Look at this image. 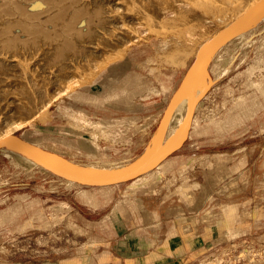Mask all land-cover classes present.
<instances>
[{"label":"rangeland","instance_id":"1","mask_svg":"<svg viewBox=\"0 0 264 264\" xmlns=\"http://www.w3.org/2000/svg\"><path fill=\"white\" fill-rule=\"evenodd\" d=\"M194 16L188 19L196 26H201L197 27L196 36L194 33L190 36L181 34L176 39L166 35L160 41V38L148 35L146 39L135 41L126 51L118 52V57L113 53L114 60L99 70L90 62L98 58L100 61L104 53H93L85 66H94L96 73L86 75L83 83L76 82L79 81L76 77L82 78L85 70L90 69L86 66L88 68L82 69L84 71L76 79L71 77L76 83H73V88L68 79L78 72L73 70V74H67L68 79L63 76L62 79L70 84V89L66 88L64 81H59V85L49 83V95L45 90L43 94L46 98L42 94L37 99L42 103L37 100L35 103L36 107L39 103L38 106L43 104L46 108L43 105L38 110L35 108L37 112L33 108L29 116L26 110L3 111V105L1 111L7 115L0 119V133L11 129L8 131L12 136L22 138L28 145L40 146L44 151L79 165H89L104 159L134 163L153 146L155 135L164 121L174 120L175 116L169 114L168 117L167 111H172V99L177 97L188 70L200 55V52L197 54L196 45L205 35L211 41L222 29L221 23L219 25L215 19L207 18L206 22ZM263 17L264 12L255 25L251 24L247 28L250 29L241 43L230 42L228 48L223 46L206 62L203 84L207 89L199 98L197 111H194V135L189 137L188 134L192 121L188 125L189 129L186 128L180 146L144 173L112 185L78 181L67 183L65 177L57 175L56 171L55 174L54 170L49 171L40 164L29 166V162L12 160L0 152V264H126L118 254L115 256L117 246L110 243L114 234L109 214L112 206L118 202L116 212L121 215L130 205L131 196L151 199V196L160 197L176 192L185 200L188 198L187 190L192 188L193 183L189 173L198 165L209 167L210 172L223 171L227 176L242 172L247 178L248 187L242 197L239 191L232 190L220 200L210 198L207 210L217 217L218 237L214 244L200 252L198 259L188 264H264ZM185 37H191L185 45L187 50L175 51L172 45H168L171 39L183 43ZM174 40L172 42L177 43ZM164 41L165 49L162 47ZM174 43L171 44L174 46ZM220 52L222 55L217 58ZM161 90H168V101L162 108V114L135 127L133 132L129 131L128 135L133 133L134 139L122 140L119 145L111 146L119 150L104 154L96 152L94 145L87 142V134L93 136L99 128L111 130L105 123L88 118V111L104 114L112 109V102L118 97L125 96L128 100L151 98ZM47 96H51V101ZM35 113L37 115L31 118ZM178 119L173 122H178ZM251 124L263 130L259 135L248 132V142L263 139L262 145L254 149L252 161L249 162L245 156L247 148L234 154L228 152L206 156L207 151H225V142L243 136L234 130L239 126L245 129ZM209 128L214 130L212 138ZM208 137L212 139L211 142L217 137V145H208ZM99 139L104 142L101 137ZM81 140L91 152L81 153L74 149L82 143Z\"/></svg>","mask_w":264,"mask_h":264},{"label":"bare ground","instance_id":"2","mask_svg":"<svg viewBox=\"0 0 264 264\" xmlns=\"http://www.w3.org/2000/svg\"><path fill=\"white\" fill-rule=\"evenodd\" d=\"M256 1L258 0H0V119L4 118L6 113L3 111L5 110L12 112L26 110L28 116L31 115L33 108L36 111L43 105L38 106L39 103H37L36 107L35 103L45 90V93L49 92L47 91L50 89V87L47 89L49 83L59 85V81H64L63 76L71 74V72L73 74V70H75L79 74L75 73L74 77L70 76V79L65 77V79L71 80V88H73L72 86L76 83L72 78H79V81L76 80V82L83 83L86 75H91L97 69H103L115 57L113 53L117 56L118 52L126 51L130 45L136 43L135 41L146 39L148 35L156 36L160 38V41L164 39L161 37L166 35L171 37L181 34L190 36L194 33L195 35L199 24L196 26L188 18L192 17L193 19L196 14L198 20L199 17L204 20L215 19L219 25L221 23L220 27H222L216 37L213 39L211 37V41L205 35L196 45L198 46L197 54L199 52L201 54L202 50L207 47L217 50L212 55H210L211 50L206 51L191 74L185 77L183 85L173 101V109H170L172 113L167 111L168 117L173 114L174 120L177 118L180 120L173 122L174 120L169 121L166 117L168 121L165 119L161 129L156 133L153 146L134 163L120 159L113 161L104 159L89 165H79L63 159L57 154L44 151L40 146L30 145L29 148L40 155L38 159H34L31 152L27 151L22 138L19 139L11 135L8 131L11 129L0 133V140L11 137L0 146V152L12 160L29 162L27 164L29 166L30 164L38 166L37 160H41L49 169L64 174L67 183L79 182L78 177L81 176H112L127 171L136 164H141L146 171L149 170L154 164H158L159 158L167 150L178 146L185 138L186 128L194 120V111L199 103V98L207 89L203 84L206 62L223 46L228 48L230 42L241 43L250 29L247 28L251 24L255 25V22L261 18L264 5L251 7ZM190 38L185 37L183 43L180 42V44L178 40L176 41L178 39L176 37L173 40L180 46L172 42V39L171 43L175 45L173 46L170 42L168 45H172L175 51L187 50L185 45L189 43ZM165 42H162L164 49ZM95 52L104 53L103 56H100L102 59L100 58V61L99 58L97 61L94 59L95 63L90 62L97 66L95 71L94 66L92 68V65L89 64L86 66H89L90 69H86L88 67L85 66V63L92 59V54ZM222 52L216 55L217 58L221 57ZM82 69H86L83 74L84 70ZM87 70L92 72L88 73ZM80 74H82V78H80ZM64 83L65 86L67 84L66 88L70 87L68 81H64ZM58 88L60 89V87ZM47 95L49 94L47 93ZM44 101L46 102V100ZM40 103L42 102L40 101ZM3 105L5 108L1 111ZM42 107L46 108L44 105ZM18 114L21 115V113ZM36 115L37 113L30 117ZM22 116L24 117V113ZM18 150L27 151V153L23 154Z\"/></svg>","mask_w":264,"mask_h":264},{"label":"crops","instance_id":"3","mask_svg":"<svg viewBox=\"0 0 264 264\" xmlns=\"http://www.w3.org/2000/svg\"><path fill=\"white\" fill-rule=\"evenodd\" d=\"M167 101L168 90L165 92L161 90L158 95L151 98L128 100L125 96L118 97L112 102V109L104 114L88 111V118L93 119L94 122L105 123L111 130L99 128L95 135L87 134L86 140L94 145L96 152L114 153L119 148L111 146L119 145L122 140L134 139L133 133L128 135L129 131L133 132L135 127L147 123L152 117L158 118ZM195 119L196 115L188 133L189 137L196 131ZM243 128L244 126H239L234 130L242 133L243 136L225 142L224 148L227 147L225 151H207L206 156L228 152L234 154L238 150L247 148L250 151L247 150L245 156L249 162L252 161L253 151L262 145L263 139L248 142V132L259 135L263 130L261 128L258 130L259 127L253 124ZM209 132L212 138L214 130L209 128ZM99 137L104 142H100ZM210 137H208V145L216 146L217 137L213 138V142ZM83 140L74 149L81 153L91 152L84 147ZM167 159L170 160V157ZM209 169L198 165L191 170L189 176L193 183L192 188L187 190L188 198L185 200L176 192L160 197L151 196V199L131 196L130 205L126 206L124 214L121 215L116 212L118 202L112 206L109 214H111L114 234L110 243L117 246L114 250L115 256L118 254L126 264H188L198 259L200 252L214 244L218 237L217 217L207 210L210 198L220 200L232 190L239 191V196L242 197V193L248 187L247 178L242 172L227 176L223 171L210 172ZM233 182L235 184H232Z\"/></svg>","mask_w":264,"mask_h":264},{"label":"water","instance_id":"4","mask_svg":"<svg viewBox=\"0 0 264 264\" xmlns=\"http://www.w3.org/2000/svg\"><path fill=\"white\" fill-rule=\"evenodd\" d=\"M261 5H264V0H258L256 1L251 7H258V6H261ZM219 45V44H218ZM211 50V51H210ZM217 50V49H216ZM215 49H209L207 47V49H204L201 54L196 58V60L194 61V63L192 64V66L190 67V69L188 70V73L186 74V77L189 76L193 70V68L195 67V65L198 64L199 60L203 58V55L206 53V51H210L212 55L215 51ZM210 57V56H209ZM207 58V57H206ZM204 60V59H203ZM182 85V84H181ZM176 95V94H175ZM175 98V96H174ZM174 98L172 99V102L174 100ZM171 102V104H172ZM171 104L169 105V107L171 106ZM168 107V108H169ZM165 117H163L162 119H164ZM189 129V128H188ZM187 129V131H188ZM15 137V136H13ZM11 137H6L2 140H0V146L5 143L6 141L10 140ZM18 138V137H17ZM23 141V140H22ZM25 143V146L27 147V151L28 152H31V154L33 155L34 159H38V152H36L35 150H33L32 148H29L30 145H28L25 141H23ZM181 144V143H180ZM180 144L178 146H180ZM178 146H174L172 148H170L169 150H167L163 156L161 158H159L158 162H161L164 158H166L171 152H173ZM27 151H21L23 154L24 153H27ZM28 156V155H27ZM37 162H39L40 165H42L43 167L45 166L47 169H49L47 167V165L42 162L41 160H37ZM156 165V164H155ZM50 171H53L51 169H49ZM146 170L143 169V167L141 166V164H136L135 166H133L131 169L127 170V171H124V172H121V173H118V174H115V175H112V176H106V177H90V176H81V177H78L79 179V182H83V183H90V184H98V185H112V184H116V183H119V182H122V181H126L134 176H137L143 172H145ZM55 174H57L55 171H53ZM59 176H64V174H61L58 172Z\"/></svg>","mask_w":264,"mask_h":264}]
</instances>
